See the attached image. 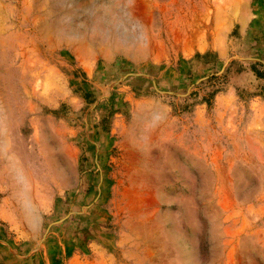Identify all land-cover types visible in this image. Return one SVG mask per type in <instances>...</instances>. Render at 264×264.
Listing matches in <instances>:
<instances>
[{
    "label": "rangeland",
    "instance_id": "1",
    "mask_svg": "<svg viewBox=\"0 0 264 264\" xmlns=\"http://www.w3.org/2000/svg\"><path fill=\"white\" fill-rule=\"evenodd\" d=\"M0 264H264V0H0Z\"/></svg>",
    "mask_w": 264,
    "mask_h": 264
}]
</instances>
